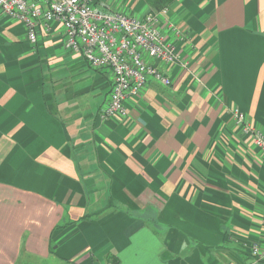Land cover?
I'll return each mask as SVG.
<instances>
[{
	"label": "crops",
	"instance_id": "1",
	"mask_svg": "<svg viewBox=\"0 0 264 264\" xmlns=\"http://www.w3.org/2000/svg\"><path fill=\"white\" fill-rule=\"evenodd\" d=\"M166 19L188 69L157 63L172 84L119 120L101 118L112 73L61 24L33 44L0 11V264H249L264 246V154L232 113L264 133V0H172Z\"/></svg>",
	"mask_w": 264,
	"mask_h": 264
},
{
	"label": "built area",
	"instance_id": "2",
	"mask_svg": "<svg viewBox=\"0 0 264 264\" xmlns=\"http://www.w3.org/2000/svg\"><path fill=\"white\" fill-rule=\"evenodd\" d=\"M0 11L23 23L33 44L38 40L40 22L45 27L58 22L65 31L67 51L82 56L95 69H108L112 73L110 100L101 114L102 119L127 117L126 102L139 97L150 80L166 87L172 84L157 63L188 69V62L161 32L168 15L167 7L137 18L107 9L95 0H0ZM170 27L179 35L175 26ZM146 55L155 63L148 62ZM232 113L243 133L264 154V133L247 122L239 108H233ZM250 249L249 264L264 263V246L254 243Z\"/></svg>",
	"mask_w": 264,
	"mask_h": 264
},
{
	"label": "rangeland",
	"instance_id": "3",
	"mask_svg": "<svg viewBox=\"0 0 264 264\" xmlns=\"http://www.w3.org/2000/svg\"><path fill=\"white\" fill-rule=\"evenodd\" d=\"M96 1V0H95ZM171 5V3L168 5V6H166L167 8H168V13H169V6ZM166 7H164V8H166ZM163 9V8H162ZM162 9H160V10H162ZM155 10V9H154ZM160 10H158V11H160ZM158 11H151V12H158ZM115 12H119V11H115ZM120 13V12H119ZM123 13V12H122ZM150 13V12H149ZM123 14H125V13H123ZM148 14V13H147ZM146 14V15H147ZM145 15V16H146ZM129 16V15H128ZM145 16H143V17H137V18H144ZM131 17H134V16H131ZM167 18V17H166ZM169 19V18H168ZM170 25H173V26H175L176 27V25L173 23V22H171V21H169V20H165V22H164V24L161 26V32H162V34H164V36L175 46V41L174 40H170L169 39V34L170 33H174V31H173V29H171V27H170ZM165 27H167L168 29H169V34H167V33H165L164 32V28ZM176 30L178 31V32H180V29H178L177 27H176ZM176 36V35H175ZM177 36H180L181 38H183V36H182V34H181V32L179 33V35H177ZM176 36V37H177ZM180 37H177V38H180ZM180 38V39H181ZM175 48H176V46H175ZM147 57H148V55H146L145 56V59H147ZM147 249H149V250H152V247L151 246H147L146 247Z\"/></svg>",
	"mask_w": 264,
	"mask_h": 264
},
{
	"label": "trees",
	"instance_id": "4",
	"mask_svg": "<svg viewBox=\"0 0 264 264\" xmlns=\"http://www.w3.org/2000/svg\"><path fill=\"white\" fill-rule=\"evenodd\" d=\"M153 9L160 10L166 6H168L172 0H146ZM245 251L249 254V257L251 259V249H245Z\"/></svg>",
	"mask_w": 264,
	"mask_h": 264
}]
</instances>
